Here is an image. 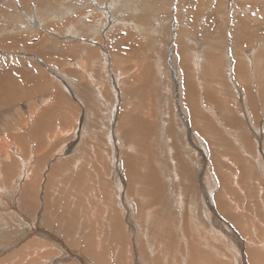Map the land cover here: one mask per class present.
<instances>
[{
	"label": "rangeland",
	"instance_id": "obj_1",
	"mask_svg": "<svg viewBox=\"0 0 264 264\" xmlns=\"http://www.w3.org/2000/svg\"><path fill=\"white\" fill-rule=\"evenodd\" d=\"M21 84L45 89L0 105V261L46 242L25 185L48 221L132 220L168 264L264 239V0H0V102Z\"/></svg>",
	"mask_w": 264,
	"mask_h": 264
},
{
	"label": "bare ground",
	"instance_id": "obj_2",
	"mask_svg": "<svg viewBox=\"0 0 264 264\" xmlns=\"http://www.w3.org/2000/svg\"><path fill=\"white\" fill-rule=\"evenodd\" d=\"M126 8V7H125ZM226 24V23H225ZM130 26V25H129ZM144 27V26H143ZM127 29V28H126ZM134 29V28H133ZM102 33V32H101ZM108 37V36H107ZM107 40V39H106ZM197 61V60H196ZM140 63V62H139ZM113 65V64H112ZM200 66V65H199ZM203 67V66H202ZM201 67V68H202ZM113 70V69H112ZM170 70V69H169ZM181 70V69H180ZM120 71V70H118ZM166 71V70H165ZM115 72V71H113ZM201 72V71H200ZM45 73V72H44ZM122 73V72H121ZM159 73V72H158ZM166 73V72H163ZM119 74V73H118ZM126 74V73H124ZM181 74V73H180ZM167 75V74H166ZM134 76V75H133ZM30 77V76H29ZM150 77V76H149ZM156 77V76H155ZM169 77V76H166ZM37 78V77H36ZM149 79V78H148ZM141 80V79H140ZM178 80V79H177ZM40 81V80H39ZM128 81V80H127ZM184 81V80H183ZM180 82L181 84L183 83ZM41 82V81H40ZM173 82V81H172ZM176 83V82H175ZM123 84H125L123 82ZM50 85V84H49ZM183 85V84H182ZM4 86V85H3ZM48 86V85H47ZM55 87L54 85H52ZM15 87V83L11 86ZM22 87V88H21ZM37 88L29 92L25 93V89H23V85H20L22 94H17L16 91L11 92L8 96L9 100L3 99L0 102L1 106H9L13 105V103L22 102L24 99L35 98L37 95L42 93L43 87L36 86ZM39 87V88H38ZM52 87V88H53ZM65 87V86H64ZM3 88L6 89L4 86ZM2 88V91H3ZM4 89V90H5ZM16 89L19 90V86L16 83ZM7 90V89H6ZM69 90V89H68ZM71 90V89H70ZM79 92V91H77ZM197 93V91H196ZM175 96V95H174ZM180 96V95H179ZM107 97V96H106ZM178 97V96H177ZM108 98V97H107ZM187 98V97H186ZM19 99V101H18ZM29 99V100H31ZM209 99V98H207ZM16 100V101H15ZM51 100V99H50ZM76 100V99H75ZM18 101V102H17ZM169 101V100H168ZM29 102V101H28ZM191 102V101H190ZM196 102V101H194ZM35 103V102H34ZM48 103V102H47ZM46 103V104H47ZM41 105L43 104L40 103ZM61 104V102H60ZM70 105V103H68ZM31 105V104H30ZM44 105V104H43ZM48 105V104H47ZM254 105V104H253ZM73 106V105H72ZM128 106V105H127ZM190 106V105H189ZM40 107V106H39ZM42 107V106H41ZM46 107V106H45ZM249 107V106H248ZM257 107V106H256ZM165 108V107H164ZM212 108V107H211ZM51 109V108H50ZM213 109V108H212ZM32 110V109H31ZM30 110V112H31ZM240 110V109H239ZM39 111V110H38ZM132 111V110H131ZM192 111V110H191ZM178 113V112H177ZM262 113V112H261ZM155 115V114H154ZM215 115V113H214ZM218 116V115H217ZM35 117V116H34ZM33 115L30 117L31 122L34 121ZM249 117V116H248ZM251 121V120H250ZM189 123V122H188ZM117 124V123H116ZM235 126V125H234ZM112 127V126H111ZM38 130V129H37ZM184 130V129H183ZM50 131V130H49ZM200 131V130H199ZM64 132V131H63ZM240 132V131H239ZM50 133V132H49ZM260 134V133H259ZM37 135V134H36ZM59 135V134H57ZM62 135V134H61ZM258 135V134H257ZM2 136V135H1ZM62 137V136H61ZM42 138V137H41ZM245 139V138H244ZM117 145V144H116ZM115 145V146H116ZM117 147V146H116ZM232 147V146H231ZM236 149V148H235ZM233 151V150H232ZM238 151V150H237ZM64 152V151H63ZM121 152V151H120ZM118 155V154H116ZM62 156V155H61ZM196 156V155H195ZM191 157V156H190ZM78 159V158H77ZM183 161V160H182ZM124 163V162H123ZM9 166V165H8ZM81 166V165H80ZM131 166V165H130ZM99 167V166H98ZM125 167V166H124ZM176 167V165H175ZM181 167V166H180ZM179 167V168H180ZM251 168V167H250ZM64 169V168H63ZM92 169V168H91ZM53 170V169H52ZM161 173V172H160ZM53 174V173H52ZM120 174V173H119ZM50 175V174H49ZM59 176V175H58ZM61 177V176H60ZM21 178V177H20ZM129 178V177H128ZM69 179V178H68ZM99 179V178H98ZM97 179V180H98ZM19 182V181H18ZM69 182V181H68ZM163 182V181H162ZM16 184V183H15ZM14 184V185H15ZM53 184V182H52ZM62 185V184H61ZM98 185V184H97ZM156 185V184H155ZM26 186V185H25ZM23 187L26 189V187ZM20 187V186H19ZM50 187V186H49ZM166 187V186H165ZM52 188V187H51ZM66 188V187H65ZM1 189V188H0ZM23 191L25 192V190ZM17 189V192H19ZM28 191V190H27ZM63 191V190H62ZM65 191V190H64ZM167 191V190H166ZM23 192V193H24ZM2 193V192H1ZM23 193L21 195H23ZM59 193V192H58ZM12 194V193H11ZM26 194V193H25ZM65 194V193H64ZM150 194V193H149ZM20 195V200L22 204V208L27 207L31 215H34L35 220L27 222L25 227V233L23 234L25 238L34 237L37 240H45L46 242L42 243V245H34L35 254L31 257H24L23 250L14 252V254L10 256L4 257L3 260L0 261V264H5L7 262L14 261L15 259H19L21 264H37L39 261L40 264H168L169 260L166 261L169 253L167 255H159L162 250L161 247L167 246L169 244H158V239L145 238L141 234H137L139 230L133 223L128 221V223H124L123 221L118 224L112 219L108 220L106 215V221L104 222H95V224L89 223V225L84 224V222L80 223H72L67 221V218L70 214L65 212L60 213L59 219L53 218V220H45V211L40 215V207L37 205V209L35 206L31 207L32 201L28 199V197L22 198ZM16 196V194H15ZM29 196V194L27 195ZM58 196V195H57ZM66 196V195H65ZM32 197V196H31ZM60 197V196H59ZM117 197V196H116ZM6 198V197H5ZM17 198V197H15ZM72 198V197H71ZM79 198V197H78ZM14 199V197H13ZM76 199V198H75ZM103 199V198H102ZM25 200V201H24ZM16 201V200H14ZM13 204L15 206V202ZM24 201V202H23ZM126 201V200H125ZM124 201V202H125ZM211 201V200H209ZM5 203V201H3ZM212 202V201H211ZM218 202V201H217ZM216 202V203H217ZM7 203V202H6ZM5 203V204H6ZM86 203V202H85ZM89 203V202H88ZM121 203V202H120ZM136 203V201H135ZM222 203V202H221ZM128 204V203H127ZM130 204V203H129ZM215 204V203H214ZM225 204V203H224ZM17 205V204H16ZM139 205V204H138ZM212 205V204H211ZM209 205V206H211ZM217 205V204H216ZM220 205V204H219ZM13 207V206H12ZM17 207V206H16ZM116 207V206H115ZM140 207V206H139ZM211 206L213 212H215ZM223 207V206H222ZM145 208V207H144ZM217 208V207H216ZM218 210V208H217ZM147 210H145L146 212ZM151 211V209H150ZM124 213V212H123ZM144 214V213H143ZM148 214V213H147ZM91 215V214H90ZM151 215V214H150ZM56 216V215H54ZM83 216V215H82ZM92 216V215H91ZM101 216V215H100ZM127 216V215H126ZM72 217V216H71ZM93 217V216H92ZM105 217V216H104ZM144 217V216H143ZM77 218V216H76ZM98 218V217H97ZM148 218V217H146ZM51 219V218H50ZM71 219V218H70ZM85 219V218H84ZM94 219V218H93ZM90 220V219H89ZM151 220V219H150ZM176 220V219H175ZM178 220V219H177ZM92 221V220H91ZM174 221V220H173ZM172 221V222H173ZM171 222V221H170ZM144 223V222H143ZM157 223V222H156ZM176 223V222H175ZM174 223V224H175ZM181 223V222H180ZM148 224V223H147ZM146 224V225H147ZM152 224V223H151ZM178 224V222H177ZM154 225V224H152ZM151 225V226H152ZM158 226V225H157ZM183 226V225H182ZM146 228V227H144ZM178 228V227H177ZM199 228V227H198ZM154 229V228H153ZM149 230V229H148ZM156 230V229H155ZM159 230V229H158ZM175 230V229H174ZM185 230V229H184ZM197 230V229H196ZM201 230V229H200ZM147 231V230H146ZM150 231V230H149ZM153 231V230H152ZM157 231V230H156ZM96 232V233H95ZM136 232V233H135ZM155 232V231H154ZM179 232V231H178ZM153 234V233H151ZM159 234V233H158ZM154 234V236L158 235ZM246 234V232H245ZM147 235V234H146ZM176 235V234H175ZM210 235V234H209ZM235 237L236 245L238 251L231 255L229 249L224 252L223 255H219L218 260L216 262H212V264H264V239L255 240V242H251V240L245 241L242 237L235 235L234 233H229ZM247 235V234H246ZM11 236H15L13 234H9L3 237V240L7 242H11L13 238ZM17 236V235H16ZM152 236V237H154ZM159 236V235H158ZM162 237V235H160ZM211 236V235H210ZM10 237L11 239H7ZM168 237V236H167ZM179 237V236H178ZM203 237V236H202ZM251 237V236H249ZM255 237V236H254ZM257 237V236H256ZM158 238V237H157ZM204 238V237H203ZM187 243L186 237L180 238ZM201 239V238H200ZM199 239V240H200ZM212 238H210L211 240ZM256 239V238H255ZM29 240V239H28ZM139 241V242H137ZM203 241V240H202ZM207 241V240H206ZM259 241V242H258ZM4 242V241H3ZM16 242V241H15ZM215 242V241H214ZM17 244L20 243L16 242ZM30 244V243H29ZM32 244V243H31ZM195 244V243H194ZM202 245V243H201ZM254 245V248H251ZM30 246V245H29ZM29 246L27 248H29ZM203 246V245H202ZM203 246V248H205ZM209 247V246H207ZM206 247V248H207ZM57 249L59 254L53 260H48V256L51 253L55 256L57 252H53L52 249ZM185 250L188 251H196L199 253L198 244L195 246L188 245L185 247ZM168 250V248H164ZM255 251V252H254ZM260 251V252H259ZM228 252V253H227ZM239 252V253H238ZM27 254V253H26ZM158 256V257H157ZM229 257V258H228ZM26 258V259H25ZM46 258V259H43ZM22 259H24L22 261ZM258 259L262 260L258 262ZM152 260V263H151ZM176 261V260H175ZM177 264L179 262L176 261ZM206 264V263H203Z\"/></svg>",
	"mask_w": 264,
	"mask_h": 264
}]
</instances>
